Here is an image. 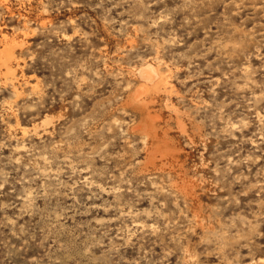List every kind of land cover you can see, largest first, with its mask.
Listing matches in <instances>:
<instances>
[{
	"label": "rangeland",
	"instance_id": "374dc122",
	"mask_svg": "<svg viewBox=\"0 0 264 264\" xmlns=\"http://www.w3.org/2000/svg\"><path fill=\"white\" fill-rule=\"evenodd\" d=\"M0 264H264V0H0Z\"/></svg>",
	"mask_w": 264,
	"mask_h": 264
},
{
	"label": "bare ground",
	"instance_id": "6f19581e",
	"mask_svg": "<svg viewBox=\"0 0 264 264\" xmlns=\"http://www.w3.org/2000/svg\"><path fill=\"white\" fill-rule=\"evenodd\" d=\"M8 63L6 64V67L8 69H11V66H10L11 63L10 64H8ZM159 65H161L160 62H159ZM140 74H141V78H142L143 83L145 84V86L149 90L148 91L149 92V94H148L149 97H153L158 92H165V93H170L171 94L173 85H171L169 74L165 73L164 71H162L160 66H152V65H150V64L148 65V63H146V66H144V67H142L140 69ZM147 97L144 98V99H137L136 101L140 105H146V104H148ZM143 108L145 109L147 107L143 106ZM145 128H146L145 131H147L149 135L152 134L153 139H157L158 138L157 131L154 130V129H151V126L146 125ZM147 132H144V133H147ZM146 139H148V138H146ZM149 160H151V159H149Z\"/></svg>",
	"mask_w": 264,
	"mask_h": 264
}]
</instances>
